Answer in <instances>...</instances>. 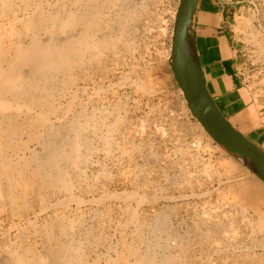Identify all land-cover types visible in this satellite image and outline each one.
<instances>
[{"label": "rangeland", "instance_id": "374dc122", "mask_svg": "<svg viewBox=\"0 0 264 264\" xmlns=\"http://www.w3.org/2000/svg\"><path fill=\"white\" fill-rule=\"evenodd\" d=\"M11 1L16 18L0 16L1 33L10 25L21 30L11 40H50L44 27L33 38L22 34L21 20L35 5L72 12L93 6L101 28L78 26L67 35L122 38L84 56L59 95L58 86L50 90L54 112L35 136L34 113L15 104L1 112L0 120L14 117L4 127L20 130L3 158L15 163V154L34 151L41 164L46 147L69 158L58 163L64 186L53 178L25 187L29 172L22 171L17 206L0 201V264H16L26 248L49 264H264V182L191 116L165 59L178 0H29L26 10ZM238 1L234 25L264 115V0ZM143 84L153 88L146 93Z\"/></svg>", "mask_w": 264, "mask_h": 264}, {"label": "bare ground", "instance_id": "6f19581e", "mask_svg": "<svg viewBox=\"0 0 264 264\" xmlns=\"http://www.w3.org/2000/svg\"><path fill=\"white\" fill-rule=\"evenodd\" d=\"M19 1L22 3L23 9L26 10L27 7L29 6L28 4L29 0H18V2ZM87 6H86L87 8H85L84 11L76 10V12L75 11L72 12L71 10H64V9L44 11V9L35 5L32 15L21 20L22 27L20 28L22 29V34H27V35L29 34V36L33 38L35 37V34L38 31H40L42 27H44V30L47 33H50L51 35H49L50 40L45 41L43 43L41 40H36V41L32 40L28 44L24 43V41L19 38H17L15 41L11 40L14 35L16 34L18 35L19 31H20L19 35H21V30H18V33H17L16 29L11 25L8 26L9 27L8 29L3 30L4 31L3 33L0 32V37H2L3 39H4V36H8V38L6 37L8 39V43L5 46H3V50H2V46H0L1 47L0 48V114H2L1 112H6V110L10 109V107H12V104H15L17 106L15 108L16 111L18 110L21 111V109H24V112L28 114L34 113L33 115H31L32 119L30 120L29 124H30L31 129L35 133V131H37L39 127L42 126V124L46 122L51 115H53V112H54L53 101H51V96L53 95L49 93L50 90L58 86L57 95H59L61 90L64 89L63 87L69 81L68 79L69 77H67L69 75L67 74L72 68L77 67L76 65L80 63L79 61H81L84 58V56L87 57V54L89 55L90 53H93V54L95 53L94 55L96 57L97 55H100L101 53H104V51L113 47L114 43L120 40L119 34L121 32L124 33L123 26H121L122 29L120 28V32L118 34L119 36L118 35H117L118 37L114 36L115 38L110 37V38H104L101 40L100 39L97 40L98 36L96 37L97 39H95L94 36H92L91 34H88V32H81V31L80 33H77L76 35H73V34L71 36H69L70 34L67 35L69 33L68 31H74L76 27L78 26L79 27L83 26L85 29H90V27L96 25L95 27L98 28V25L100 24H95L96 14L94 12L95 11L98 12V10L100 9L98 10L96 9L94 11L93 6L92 7L89 5ZM94 6L96 7V5ZM13 11L14 9H12L11 0H0V16L1 15L2 17L5 16L7 17V20H8V17L11 16L12 14V17L16 18L15 13H13ZM173 14L175 16V13ZM174 16L172 15L173 18ZM14 20H15L14 23H16V19ZM95 27H92V29ZM100 28H98V30ZM170 32L171 33L169 35L170 36L169 43L171 45L172 28L170 29ZM0 40L2 39L0 38ZM166 52L167 53L165 54V57H166L165 59L169 61L170 47L168 48V51ZM183 53H184L185 72H186L187 78L192 88L200 97H202V99L208 101L206 97V93L202 85L200 84L199 74L197 70L198 68H196V65H195V58H194L192 42H191L190 25L184 37ZM148 85L149 86L147 85L145 86L143 84L142 86V90L145 91L146 93L150 92L151 89L153 88L151 84H148ZM2 115H5V114H2ZM7 119H9V121L11 120V122L14 123V117H11V116H8V117L6 116L3 120H0V201L2 202L1 204L2 206L5 205V203L3 204V202L9 201V204L8 203L7 204L10 207H16L17 206L16 204H18V201L20 199L18 198L19 196L16 194V191H17L16 189L17 187L19 188V185H20L19 182L22 176L21 172L22 171L29 172V176H27V179L25 178L26 180L25 181L23 180L25 187H27L29 184L31 185L32 184L31 181L33 180L38 181L42 185L41 188L43 187V185L48 186L54 180L56 181V183H60V184L62 183L61 185L64 186L65 180L62 177V175L58 174L60 172H58L59 170L57 171V169H58L59 161L61 162V160L69 158L68 157L69 153H65L63 149H57V148L52 149L50 147L49 148L46 147L48 151L45 155L44 160L42 159L43 161L41 164L40 162H38L39 159L36 156V153L34 151H31L30 155L25 158L19 157L18 156L19 154H15V156L17 157L16 162L19 164V167H18L16 162L11 163V161L1 156L3 149L9 148L10 145L14 144L12 143L13 138L19 130L17 129L18 127L14 126L13 123H10V125L7 124L8 126H5L6 127L5 128L3 126V123ZM172 124L173 123L170 124L171 128H172ZM31 131L29 133H32L33 135V132ZM36 134L37 133H35L34 136ZM26 146L28 145L26 144ZM225 146L228 149H230L234 154L241 157V155L238 152L230 148L227 144H225ZM245 161L248 163L250 168H252L253 170H257L261 174L262 180L264 182V172L258 169L255 166L254 162L247 161V160ZM36 162H38L39 164ZM17 167L20 168V170ZM2 180L6 183L4 186L2 184ZM49 180H52V181L50 182ZM27 192L29 193V191ZM31 194L33 193L31 192ZM18 209L21 211L20 207ZM64 256L66 257L65 254ZM61 257L62 256L60 255L59 256L56 255L53 259L59 261L62 259ZM15 259H16L15 260L16 264H49V261H50L48 260V257L46 258L45 256L34 255L33 252L27 248L22 249L20 253L17 254ZM146 260H147L146 261L147 264H153V260L151 258H148Z\"/></svg>", "mask_w": 264, "mask_h": 264}, {"label": "crops", "instance_id": "0c3cea01", "mask_svg": "<svg viewBox=\"0 0 264 264\" xmlns=\"http://www.w3.org/2000/svg\"><path fill=\"white\" fill-rule=\"evenodd\" d=\"M238 4V0H197L190 24L192 48L208 98L237 131L262 146V94L248 80L242 41L234 25Z\"/></svg>", "mask_w": 264, "mask_h": 264}, {"label": "water", "instance_id": "95a60500", "mask_svg": "<svg viewBox=\"0 0 264 264\" xmlns=\"http://www.w3.org/2000/svg\"><path fill=\"white\" fill-rule=\"evenodd\" d=\"M196 2L197 0H178L172 27L169 58V67L173 78L177 87L181 90L191 116L198 124L215 140L218 139L217 141L220 144L223 146L227 144L230 148L238 152L241 158L243 157L247 161L254 162L255 166L264 172V151L237 131L213 105L207 94L208 101L202 99L194 91L187 78L184 68L183 41L188 27L191 24ZM200 84L202 85L201 81ZM258 174L261 176L259 172Z\"/></svg>", "mask_w": 264, "mask_h": 264}]
</instances>
